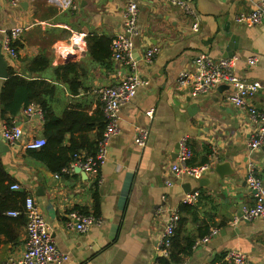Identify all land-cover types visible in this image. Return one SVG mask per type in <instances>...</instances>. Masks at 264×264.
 <instances>
[{"label":"crops","instance_id":"1","mask_svg":"<svg viewBox=\"0 0 264 264\" xmlns=\"http://www.w3.org/2000/svg\"><path fill=\"white\" fill-rule=\"evenodd\" d=\"M183 1L198 18L196 31H192L194 16L172 0H17L16 5L12 0H0V40L1 31L23 30L15 42L17 59L5 58L8 73L54 85L49 106L56 117L77 111L90 119L80 125L88 124L87 130L67 135L62 142L65 146L88 143L78 152L81 155L94 152L104 130L101 104L93 91L119 84L129 71L109 56L107 42L104 51L102 45H95L98 39L110 45L111 37L124 30V11L129 3L137 6L138 36L132 58L139 76L147 81L121 107L120 129L109 141L106 161L95 174L85 173L86 178L75 173V168L67 171L70 163L52 172L25 148L30 139L43 138L42 117L27 115L26 108L12 118L0 114V143L7 147L0 150V160L12 195L4 204L8 210L4 212V233H0V261L20 256L25 248L23 218L7 212L22 210L24 197L30 195L50 227L57 249L67 256L54 264H154L161 257L156 244L169 212L175 210L179 214V232L174 233L177 261L171 264L212 263L227 251H239L253 264H264V219L232 222L243 205L253 202L245 181L249 163L264 181V151L247 148L254 130L248 113L223 101L228 87L219 92L218 85L206 95L191 98V85L177 84L182 71L194 70L197 55L225 58L232 35L237 39L231 56L234 74L264 85V18L257 25L235 22L239 13L251 12L260 0ZM74 31L87 34L85 46L65 59L61 52L68 49ZM89 40L98 56L88 51ZM150 46L159 47V52L146 62L144 53ZM251 58L256 60L252 65L248 64ZM68 63L78 65L73 88L79 91L75 94L51 77L55 68ZM3 82L0 79V89ZM248 102L264 111V90ZM190 105L197 108L191 110ZM9 118L24 132L15 145L1 137ZM137 128L148 130L144 148L134 143ZM183 137L193 151L189 166L229 162L234 175L219 179L213 169L199 178L173 173V151ZM12 185L19 189L12 190ZM188 190L197 191L199 196L193 204L183 205ZM70 212L91 215L96 222L86 233L68 230L64 222ZM210 228H216L217 234L205 245L193 248Z\"/></svg>","mask_w":264,"mask_h":264},{"label":"built area","instance_id":"2","mask_svg":"<svg viewBox=\"0 0 264 264\" xmlns=\"http://www.w3.org/2000/svg\"><path fill=\"white\" fill-rule=\"evenodd\" d=\"M172 3L184 10L188 15L194 16L192 31L198 28V18L191 9L189 3L183 0H172ZM16 5L17 0H12ZM72 5V9H75ZM126 20L124 30L111 37L110 54L111 58L128 68V74L114 86L96 88L93 92L99 98L102 115L104 119V130L102 136L96 143V149L92 155H81L75 153L73 159L67 167V171L79 168L86 174H95L97 169L106 161L108 145L110 139L119 132L120 110L123 105L130 102L139 86L146 85L137 72V62L132 58L135 39L138 36L137 29V6L129 3L124 11ZM264 17V0H260L254 9L249 13H239L235 17L237 24L257 25ZM22 28L17 27L10 30L1 31V52L7 60L17 59L18 53L15 42L19 39ZM87 34L85 32H72L69 37V47L62 50L61 55L65 59L73 55L75 49L85 46ZM159 52V47L150 46L144 53V60L150 62L152 57ZM256 62L255 58L248 60L252 65ZM194 70L182 71L178 75V87L190 86V97L197 98L199 95H206L210 90L218 85H227L229 91L225 94L223 101L235 108L246 109L248 117L254 127L250 134L247 148L253 152L259 150L264 144V111L258 110L248 101L264 85L259 81H246L234 74V58L211 59L206 54H199L193 59ZM27 115L37 114L42 117L40 107L30 105L25 109ZM148 130L137 128L134 136V143L139 148H144L148 139ZM24 136L23 130L13 124H6L1 131L2 139L9 145H15ZM25 148L31 151L40 150L45 146L44 138L30 139L25 143ZM193 156V151L188 144L186 137L178 141V153L175 162L170 165V170L177 175H185L190 178H199L208 169L212 168L211 163L201 166H189L187 162ZM57 177V175H55ZM246 186L252 193L253 202L251 205H243L238 215L233 217L235 224L239 220L251 221L254 219H264V181L255 173L254 165L248 164L247 175L245 177ZM12 190H18V185H12ZM199 193L186 194L183 205L193 204L197 200ZM11 217L23 215L25 217L26 243L20 256L10 257L0 264H54L65 261L67 256L61 253L53 240L51 229L44 220L39 209L34 204L30 195L23 199V209L21 211L11 210L7 212ZM179 221L178 211H170L166 219L165 226L156 244V248L161 257H166L171 245L172 238ZM96 219L87 214L70 212L64 222L65 228L76 232L86 233ZM217 234L216 228H210L200 239L194 242L193 248L205 245ZM222 262L225 264H253L252 261L239 251H227L224 253ZM212 264V263H206Z\"/></svg>","mask_w":264,"mask_h":264},{"label":"trees","instance_id":"3","mask_svg":"<svg viewBox=\"0 0 264 264\" xmlns=\"http://www.w3.org/2000/svg\"><path fill=\"white\" fill-rule=\"evenodd\" d=\"M105 42H107L109 47V41L104 39L96 40L95 45H102V51H104L106 48ZM87 46L88 51L92 56H98L95 54V51L91 49L90 40L87 42ZM108 53L110 56L109 51ZM103 56H106V54H103ZM94 58L99 60V57ZM77 67L78 65L74 63L58 66L53 70L51 77L56 82H61L63 85L67 86L72 93H78L79 89L73 88L76 81ZM54 92L55 86L43 79L29 80L18 75H13L10 71L8 78L4 80L0 89V114L2 118H6L7 116L12 118L16 116L20 110L27 108L30 105L40 107L42 111V118L44 120L42 137L45 140V146L40 150L33 151L32 154L46 164L52 172L56 173L67 166L68 163L72 161V156L88 144L83 143L81 145H77L75 142H72L70 145L65 146L62 143L65 140V136L72 135L77 131L84 132L87 130L89 127L88 124L84 127H81L80 125L88 123L90 119L77 111H65L60 118L56 117L49 106L50 99ZM10 118L5 119L7 124H10ZM97 126L98 130L101 132L102 123L100 119L97 121ZM7 181L8 176L4 172V168L0 160V233H4V212L6 209L8 210L7 206L4 210V204L9 201L12 196L10 195L11 191H9V185H6ZM19 217H22L23 222L25 223V217H23V215H19ZM175 231L177 235L179 229ZM206 232L200 236H204ZM175 240L176 237L174 236L171 242L172 244L168 249L167 256L160 257L154 262V264H171L177 261L176 255L174 254V249L177 248ZM191 243H193V241L189 242L187 248H190ZM181 252L184 253L185 249L181 250ZM223 256L224 254L217 256L212 264H225L222 262Z\"/></svg>","mask_w":264,"mask_h":264},{"label":"water","instance_id":"4","mask_svg":"<svg viewBox=\"0 0 264 264\" xmlns=\"http://www.w3.org/2000/svg\"><path fill=\"white\" fill-rule=\"evenodd\" d=\"M264 18V17H263ZM262 18V19H263ZM230 37V42L227 45L226 48V58H230L232 56V50L236 48V45L234 44L235 42H237L235 39V37H233L232 35H229ZM1 40H0V79L6 80L9 76L8 73V64L7 61L3 55V53L1 52ZM227 85H220L218 88L219 92H222V90L224 88H227ZM195 108H197L195 105H190V109L194 110ZM3 148L7 149L6 146H4L2 143H0V150ZM262 151H264V144L261 146ZM178 153V144L175 146V149L173 151L174 156L176 157ZM213 169V172L218 176L219 179H223L225 177L228 176H232L234 175V171L230 168V164L229 162H221V163H215L214 166L211 168ZM75 173L80 174L82 177H85V173L83 171H81L79 168H75L74 169ZM202 183V181H200V184ZM194 191L192 190H188L186 191L187 194H192Z\"/></svg>","mask_w":264,"mask_h":264},{"label":"rangeland","instance_id":"5","mask_svg":"<svg viewBox=\"0 0 264 264\" xmlns=\"http://www.w3.org/2000/svg\"><path fill=\"white\" fill-rule=\"evenodd\" d=\"M97 143V142H96ZM95 149H96V146H95ZM95 152V151H94ZM94 152H93V154H94ZM87 155H92V154H87Z\"/></svg>","mask_w":264,"mask_h":264}]
</instances>
